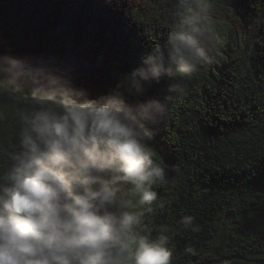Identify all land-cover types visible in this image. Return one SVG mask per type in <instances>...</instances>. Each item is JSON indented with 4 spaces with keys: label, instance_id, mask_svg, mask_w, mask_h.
I'll list each match as a JSON object with an SVG mask.
<instances>
[{
    "label": "clouds",
    "instance_id": "clouds-1",
    "mask_svg": "<svg viewBox=\"0 0 264 264\" xmlns=\"http://www.w3.org/2000/svg\"><path fill=\"white\" fill-rule=\"evenodd\" d=\"M222 6L172 0L160 39L102 94L45 64L0 56V122L12 117L0 130V264H175L171 232L149 220L172 169L156 139L171 94L221 63L233 31ZM162 81L166 92L149 95ZM178 224L199 231L193 215Z\"/></svg>",
    "mask_w": 264,
    "mask_h": 264
},
{
    "label": "trees",
    "instance_id": "trees-1",
    "mask_svg": "<svg viewBox=\"0 0 264 264\" xmlns=\"http://www.w3.org/2000/svg\"><path fill=\"white\" fill-rule=\"evenodd\" d=\"M171 2L0 0V56L45 64L102 94L157 43ZM225 2L233 31L221 63L171 94L156 139L172 169L149 220L171 232L175 264H264V22L256 21L264 0ZM11 119L0 130L10 131ZM182 215H193L199 231H183Z\"/></svg>",
    "mask_w": 264,
    "mask_h": 264
},
{
    "label": "rangeland",
    "instance_id": "rangeland-1",
    "mask_svg": "<svg viewBox=\"0 0 264 264\" xmlns=\"http://www.w3.org/2000/svg\"><path fill=\"white\" fill-rule=\"evenodd\" d=\"M228 17H226V19H227ZM229 20V19H228Z\"/></svg>",
    "mask_w": 264,
    "mask_h": 264
}]
</instances>
